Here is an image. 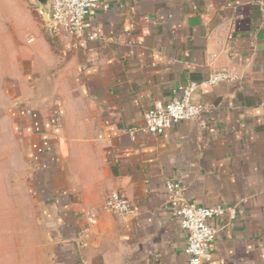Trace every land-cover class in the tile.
Instances as JSON below:
<instances>
[{"label": "crops", "instance_id": "0c3cea01", "mask_svg": "<svg viewBox=\"0 0 264 264\" xmlns=\"http://www.w3.org/2000/svg\"><path fill=\"white\" fill-rule=\"evenodd\" d=\"M84 37L61 57L69 37L54 51L23 0H0V130L24 147L54 264H187L167 181L241 211L210 222L204 264H264V0H100ZM221 71L235 79L205 83ZM189 82L200 116L145 132L144 113Z\"/></svg>", "mask_w": 264, "mask_h": 264}, {"label": "built area", "instance_id": "2783aa9c", "mask_svg": "<svg viewBox=\"0 0 264 264\" xmlns=\"http://www.w3.org/2000/svg\"><path fill=\"white\" fill-rule=\"evenodd\" d=\"M100 4V0H48V18L42 21L41 27L49 36L58 41L64 35L70 38L65 48L59 49V55L66 57L84 40V25L89 14ZM103 10L108 5H102ZM235 76L221 71L211 74L205 81L214 86L221 81L234 80ZM198 84L189 82L179 88L167 102H158L143 115V130L153 137L164 134L182 121L195 120L202 113V107L193 101ZM134 140L133 133L130 134ZM164 209L176 218L185 233L183 253L187 264H204L214 251L216 230L211 221L224 216L232 221L241 214L238 205L197 207L188 203L183 196V188L177 181L164 184ZM105 209L116 217L130 213L127 200L118 192L111 193L105 203ZM89 218L88 222H92Z\"/></svg>", "mask_w": 264, "mask_h": 264}, {"label": "rangeland", "instance_id": "374dc122", "mask_svg": "<svg viewBox=\"0 0 264 264\" xmlns=\"http://www.w3.org/2000/svg\"><path fill=\"white\" fill-rule=\"evenodd\" d=\"M23 1L40 21L45 19L35 0ZM49 237L31 190L24 147L0 130V264H54Z\"/></svg>", "mask_w": 264, "mask_h": 264}, {"label": "trees", "instance_id": "16d2710c", "mask_svg": "<svg viewBox=\"0 0 264 264\" xmlns=\"http://www.w3.org/2000/svg\"><path fill=\"white\" fill-rule=\"evenodd\" d=\"M32 16L35 18L36 22L41 25L42 21H40L39 17H36V14L32 12ZM42 34L44 36V39L49 43L52 49L54 51H57V43L58 41L52 38L51 36L48 35V33L41 27Z\"/></svg>", "mask_w": 264, "mask_h": 264}, {"label": "water", "instance_id": "95a60500", "mask_svg": "<svg viewBox=\"0 0 264 264\" xmlns=\"http://www.w3.org/2000/svg\"><path fill=\"white\" fill-rule=\"evenodd\" d=\"M40 7V12L44 15L45 19L48 18V0H35Z\"/></svg>", "mask_w": 264, "mask_h": 264}]
</instances>
